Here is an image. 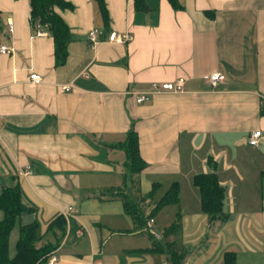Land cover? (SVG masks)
<instances>
[{
  "label": "crops",
  "instance_id": "obj_1",
  "mask_svg": "<svg viewBox=\"0 0 264 264\" xmlns=\"http://www.w3.org/2000/svg\"><path fill=\"white\" fill-rule=\"evenodd\" d=\"M65 1L70 39L54 66L52 38L43 26L34 35L28 0H0V44L11 49L0 53V190L18 187L17 233L36 224V246L54 244L53 264H222L225 252L235 264H264V0H177L176 9L143 0L142 10L103 0L106 24L93 0ZM92 28L102 32L95 44ZM109 32L131 37L107 41ZM215 72L224 78L211 87L204 78ZM178 79L176 90L135 102L150 82ZM130 129L145 165L128 176L113 146ZM253 130L257 146L245 141ZM210 166L224 188L215 215L191 183ZM173 183L176 200L156 207Z\"/></svg>",
  "mask_w": 264,
  "mask_h": 264
},
{
  "label": "trees",
  "instance_id": "obj_2",
  "mask_svg": "<svg viewBox=\"0 0 264 264\" xmlns=\"http://www.w3.org/2000/svg\"><path fill=\"white\" fill-rule=\"evenodd\" d=\"M97 6L102 21L107 23V12L103 0H93ZM135 10L144 9L143 0H131ZM173 8H177V0H168ZM30 23L43 26L50 34L53 42V64L62 65L66 58V44L70 39L69 30L60 16V11L70 9L71 4L65 0H28ZM113 147L122 149L125 153L124 166L128 175L138 173L144 167V162L138 154L137 136L130 129L124 140ZM191 183L196 187L199 195V204L203 212L209 215L221 213L224 188L218 183L213 166L207 172L194 174ZM18 187L5 186L0 190V264H44L46 255L52 250L54 244L43 243L36 246L39 236L36 233V224L31 223L19 226L15 241V252L12 256L8 253V237L15 225L16 218L24 208L18 199ZM123 202V207L131 219L136 223L143 222L141 212L127 198L124 193L118 195ZM177 198V185L173 183L157 202L156 207L173 202ZM59 231L64 230L62 217L55 219L53 224ZM174 227V226H173ZM172 228V227H171ZM222 264H235V254L225 252Z\"/></svg>",
  "mask_w": 264,
  "mask_h": 264
},
{
  "label": "built area",
  "instance_id": "obj_3",
  "mask_svg": "<svg viewBox=\"0 0 264 264\" xmlns=\"http://www.w3.org/2000/svg\"><path fill=\"white\" fill-rule=\"evenodd\" d=\"M8 25V31H11V25L10 22H7ZM41 26L39 24H35L34 26V35L40 36L43 35L44 32L40 28ZM102 34L101 30L99 28H92L87 32V38L91 44H95L100 40V35ZM130 34L127 32L123 33H114V32H109L106 35L107 41H113V42H125L130 39ZM11 51L10 48H7L6 45L0 44V53H6ZM223 75L221 73L215 72L212 74L207 75L204 79L207 81V83L211 86L214 87L219 81L223 80ZM27 79L32 82L33 84H38L41 81V78L38 74L35 72H29ZM181 85V80H175V81H170V82H150L149 83V90L148 91H140L136 93V96H134V100L137 103L143 102L147 99V96L151 92H157V91H174L177 88H179ZM69 86H62L63 89H67ZM262 138V133L260 130H253L251 131L247 136H246V143L249 146H257L260 142V139ZM29 172L28 169L20 171L21 174H26ZM153 220L152 218L147 219L146 221V227L154 238L158 237V234L155 232L152 226ZM56 256L51 254L48 256V258L45 261V264H53L55 262Z\"/></svg>",
  "mask_w": 264,
  "mask_h": 264
},
{
  "label": "rangeland",
  "instance_id": "obj_4",
  "mask_svg": "<svg viewBox=\"0 0 264 264\" xmlns=\"http://www.w3.org/2000/svg\"><path fill=\"white\" fill-rule=\"evenodd\" d=\"M129 176V175H128ZM128 182V180L126 181ZM1 214V213H0ZM157 231L160 233L161 231V228H156ZM17 229L16 227H14L11 232H10V235H9V240H8V253L10 256H12L15 252V241H16V237H17ZM144 237H146L144 234L142 235ZM48 255V254H47ZM46 255V256H47ZM51 255V254H50ZM48 255V256H50Z\"/></svg>",
  "mask_w": 264,
  "mask_h": 264
}]
</instances>
